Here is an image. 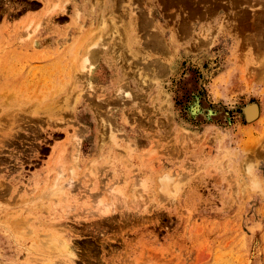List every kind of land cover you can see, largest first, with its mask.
I'll return each instance as SVG.
<instances>
[{"label": "rangeland", "instance_id": "rangeland-1", "mask_svg": "<svg viewBox=\"0 0 264 264\" xmlns=\"http://www.w3.org/2000/svg\"><path fill=\"white\" fill-rule=\"evenodd\" d=\"M263 12L0 0V264H264Z\"/></svg>", "mask_w": 264, "mask_h": 264}, {"label": "bare ground", "instance_id": "bare-ground-1", "mask_svg": "<svg viewBox=\"0 0 264 264\" xmlns=\"http://www.w3.org/2000/svg\"><path fill=\"white\" fill-rule=\"evenodd\" d=\"M264 13V12H263ZM262 18V17H261ZM235 19V18H234ZM258 19H259V17H258ZM263 19V18H262ZM255 21H258V20H255ZM259 22V21H258ZM258 22H252V24L251 25H253L254 23L256 24H259ZM263 24V23H262ZM256 26H259V25H256ZM261 26V28L262 29H264L263 27L264 26H262V25H260ZM138 28V27H137ZM262 29H260V30H258V31H260V33H258L259 35H260V37L262 36ZM253 30H254V28H253ZM262 30V31H261ZM243 31V30H242ZM257 31V32H258ZM247 32H249L248 30H247ZM254 32H255V30H254ZM250 33H251V31H250ZM247 34V33H246ZM252 35V34H251ZM250 35V37H252ZM254 35V34H253ZM257 35V34H256ZM256 35H255V37H256ZM259 35H257L258 36V38H260L259 37ZM157 37V36H156ZM248 37V36H247ZM254 36L252 37L253 39L252 40H254V38H255ZM161 38V37H160ZM159 38V39H160ZM261 38H263V37H261ZM260 38V39H261ZM245 39V38H244ZM251 40L250 38H246V40ZM255 39H257V38H255ZM248 40V41H249ZM259 39H257V40H255V41H258ZM264 40V39H263ZM263 40L261 41V40H259L258 42H259V44H258V42L257 43H255V44H258V45H260L261 46V44H262V48H263ZM162 41V40H161ZM262 43H261V42ZM249 43V42H248ZM261 43V44H260ZM157 44H158V42H157ZM160 44V43H159ZM163 44V43H162ZM257 48H258V46L257 45H255ZM259 46V47H260ZM258 49L259 51L260 50H263V49ZM192 108H194V107H192ZM212 114V113H211ZM246 114H247V119H248V121H254V120H256V119H258V117H259V109H258V107H256L255 105L254 106H251V107H249L248 109H247V111H246ZM105 212H107V211H105ZM108 212H109V210H108ZM103 214H107V213H103ZM46 236V235H45ZM48 236V235H47ZM51 235H49V237H50ZM43 237H44V235H43ZM51 238V237H50ZM49 239V238H48ZM48 241V240H47ZM46 241V242H47ZM44 242H45V240H44ZM45 245H53V247H59V248H61L62 250H64L63 251V253L65 252L66 253V255H68V253H70L69 255H71V257L69 258V260H64V261H62V262H64L65 264H76L75 263V258L77 257V255L75 254V252L73 251V247H72V243L69 241V240H67V239H65L63 236H58V235H55V236H52V238L48 241V243H44ZM43 244V245H44ZM72 244V245H71ZM43 246L44 248L46 247V246ZM35 246H37V245H35ZM48 246V247H49ZM74 246V245H73ZM47 247V248H48ZM47 248H45L46 249V251H48L49 249H47ZM59 248H57V250H56V252L57 251H60L61 249H59ZM45 249H43V251L42 252H44L45 251ZM54 249H56V248H54ZM59 249V250H58ZM66 249L67 250H69V252L68 251H66ZM72 249V250H71ZM42 250V249H41ZM61 250V251H62ZM70 250L72 251V252H70ZM52 251V250H51ZM49 252V251H48ZM68 252V253H67ZM45 253H47V252H45ZM50 254V253H49ZM52 254V253H51ZM57 254H59V253H57ZM47 261V260H46ZM49 261V260H48ZM45 264H56V263H53V262H47V263H45ZM58 264V263H57ZM60 264V263H59Z\"/></svg>", "mask_w": 264, "mask_h": 264}]
</instances>
